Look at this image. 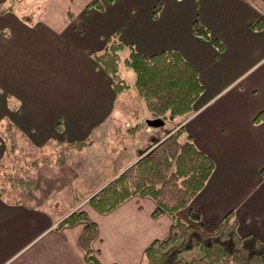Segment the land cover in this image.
Masks as SVG:
<instances>
[{
	"label": "crops",
	"instance_id": "1",
	"mask_svg": "<svg viewBox=\"0 0 264 264\" xmlns=\"http://www.w3.org/2000/svg\"><path fill=\"white\" fill-rule=\"evenodd\" d=\"M101 1L99 9L92 0H0L9 8L0 13L1 128L13 122L33 152L55 150L54 139L83 142L67 151L62 165L38 164L34 193L19 202L0 195V264H142L145 248L166 237L174 221L167 212L152 215L151 197L132 195L107 212L89 201L81 205L97 227L95 263L78 243L85 222L58 224L73 207L55 211L45 202L58 194L72 199L73 184L86 175L108 183L179 126L214 160L189 203L201 226L214 229L232 210L239 233L264 242V0ZM194 19L223 42L222 50L193 33ZM258 20L260 27H252ZM113 35L124 44L123 56L129 45L145 54L176 49L192 63L204 86L194 111L169 127L148 124L158 117L138 93L135 72L119 63L128 86L117 90L96 58ZM132 100L146 113L127 110ZM259 112L263 117L255 120ZM140 130L143 142L134 151L123 137H134L135 145ZM7 146L0 136L1 159ZM45 192L46 201L32 197ZM176 215L189 221L188 207Z\"/></svg>",
	"mask_w": 264,
	"mask_h": 264
},
{
	"label": "trees",
	"instance_id": "2",
	"mask_svg": "<svg viewBox=\"0 0 264 264\" xmlns=\"http://www.w3.org/2000/svg\"><path fill=\"white\" fill-rule=\"evenodd\" d=\"M91 5L103 8L101 0H92ZM0 6V13L9 9L3 4ZM156 12L157 9L154 8L153 16H156ZM261 23L258 20L251 23V26L259 28ZM192 31L195 35L210 40L218 51L223 49V42L212 36L209 28L197 19L192 22ZM123 46L113 35L105 48L96 54L99 63L111 76L115 89L128 86L119 73L118 65L123 62L135 72V87L152 116L164 120L184 119L194 111V102L203 92L204 86L197 68L179 51L165 49L145 54L129 45L128 54L123 56ZM262 117L259 112L255 120ZM10 129H14V132ZM0 136L8 144L7 154L10 149H15V142H11L14 136L22 146H27L11 121H7L1 128L0 120ZM54 142L56 152L53 155L45 153L46 155L32 163L40 160L62 165L67 151L83 143L62 139H54ZM52 156L55 157L51 158ZM22 166L23 164H17L20 169ZM213 168L212 156L199 149L184 128L179 126L147 148L139 158L91 195L88 201L98 211L107 212L126 198L139 194L149 196L155 202L153 216L167 212L173 217L168 235L162 239H154L145 248L142 264H264V242L253 233H239L237 218L232 210L225 213L214 229L205 230L199 223V211L189 207L192 197L205 185ZM262 172L264 173V166ZM0 175V195L9 202H19L23 191L35 181L34 176L16 177L7 171ZM8 186L18 189V194L9 195ZM186 207L189 221H183L176 215ZM78 221L85 222L78 239L79 246L85 260L95 263L97 259L93 253L92 241L96 237L97 227L94 222L89 221L86 213L83 210L72 211L58 224L62 226ZM194 250L198 254L190 258L183 257V253Z\"/></svg>",
	"mask_w": 264,
	"mask_h": 264
},
{
	"label": "rangeland",
	"instance_id": "3",
	"mask_svg": "<svg viewBox=\"0 0 264 264\" xmlns=\"http://www.w3.org/2000/svg\"><path fill=\"white\" fill-rule=\"evenodd\" d=\"M1 8L2 7L0 6V9ZM31 15H32L31 10H27L25 12L26 17H31ZM123 74H124V77H126V79H128L130 81L132 80L133 72L131 69H127V71H123ZM122 96H124V95H122ZM122 100L123 101H121V104L124 103V97ZM139 106H141V107H139ZM125 108H127V110L130 109V112L133 115H135L137 113H138V115H140L141 113H143V111H145L144 113H146L144 105L143 104L139 105L134 100H132V102H129L125 106ZM172 121L173 120L166 119L165 122L162 125H160L159 128H165V127L172 126L173 125ZM10 130L14 132V129H10ZM139 132H140V135H136V138H137L136 141L137 142L135 145L133 144L134 146L132 145L133 141H135L134 137H132L128 134H125L123 137L124 143H126V142L130 143L131 145H129V146H132V150H134V151H135V149H138L139 145H141L143 142V135H141V133H142L141 130ZM119 137L120 138L122 137L121 132L119 134ZM18 140L19 139L17 137H15V136L12 137L11 142H15L13 144V145H15L14 146L15 149L14 148L10 149L8 151V154L3 159H1L2 157H0V173H5V171H7V172H10L12 174V176H16V177H18V175L31 176V177L34 176L35 181H36V175L35 174L37 171L36 169H37L38 164L40 162H46V163H51V164H54V163L49 162V161H40V160H38V162H36L37 158L40 159L41 158L40 156H44L46 154L42 153V152L38 153L37 151L33 152V150L31 148H28L26 145L22 146ZM17 141H18V144L21 145L22 147L17 144ZM55 152L56 151L53 150L50 153H51V155H53ZM129 152H130V150H129ZM54 157L55 156H52L51 158H54ZM65 159H67V157H65ZM34 160H36L35 161L36 163H32V161H34ZM22 162H24V163H22ZM17 164H20V165L23 164L22 168L21 169L18 168ZM26 168H29V169H26ZM99 169L103 170V168H99ZM1 178L2 177L0 175V180H1ZM83 179L85 181L73 184V191L71 193H69V197H71L72 199H69L67 197L65 198L63 194L61 196H60V194H58L56 197L50 198L51 200L49 202H45V205H48V204L53 205L54 204L53 210H55V211H60L61 209L70 205L71 209H72V207H73V209L69 210L65 214V216L72 211H81L82 210L81 205L84 204V202L88 201V199H89V198L87 199L85 197H90L91 195L96 193L99 190L98 188H97V191L94 190L97 187V185H99V188H100L105 184V183L103 184L101 182H99V184H98L95 180L96 179L95 174H90L89 176L86 175ZM35 181H34L33 185H31L29 188H27L25 191H23V196L28 194L29 192L34 193V191L37 190ZM68 185H70V184H68ZM17 190L18 189L10 188L9 186L7 187V191H9V195L18 194ZM4 191H6V190H4ZM46 195H48L47 192L41 193V194H39V196L33 195L32 197L35 200L46 201L47 200ZM195 254H198V252L196 250H194L192 252L183 253L182 255L185 258H190L191 256H193Z\"/></svg>",
	"mask_w": 264,
	"mask_h": 264
},
{
	"label": "water",
	"instance_id": "4",
	"mask_svg": "<svg viewBox=\"0 0 264 264\" xmlns=\"http://www.w3.org/2000/svg\"><path fill=\"white\" fill-rule=\"evenodd\" d=\"M147 123L153 126H158L161 125L163 121L160 118H152V119H148Z\"/></svg>",
	"mask_w": 264,
	"mask_h": 264
}]
</instances>
